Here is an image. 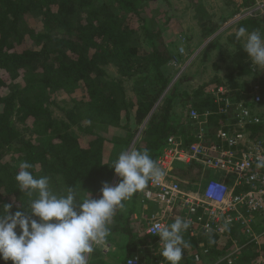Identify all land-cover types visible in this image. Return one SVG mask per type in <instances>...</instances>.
I'll return each mask as SVG.
<instances>
[{
  "label": "trees",
  "instance_id": "16d2710c",
  "mask_svg": "<svg viewBox=\"0 0 264 264\" xmlns=\"http://www.w3.org/2000/svg\"><path fill=\"white\" fill-rule=\"evenodd\" d=\"M149 1L0 0V214L6 204H12L10 213L28 209L30 198L15 180L25 161L33 165L29 171L35 177L49 178L54 194L65 195L72 187L82 200L88 192L99 198L104 182L119 183L111 167L120 152L147 150L157 162L170 138L187 149L201 122L212 140L218 130L229 131L244 120L238 130L264 145V114L259 110L263 97L260 93L261 102L254 101V87L248 94L250 82L228 89L214 77L181 94L178 86L186 78L169 86L171 79L163 69L172 57L162 29L145 12ZM249 3L244 1L237 10ZM195 12L210 46L219 26L202 21ZM257 20L240 22L237 31L245 27L264 33V21ZM236 32L221 47L232 48V64L241 76L249 75L251 66ZM125 84L131 85L132 96ZM239 86L249 87L242 91ZM178 97L187 105L185 115L174 111ZM241 99L245 102L236 103ZM250 108V120L242 119V110ZM191 110L197 114L194 120ZM171 175L189 189L199 184L202 172L195 162H176ZM146 190L125 201L109 226L105 242L117 250L108 254L94 248L88 264H100L103 259L98 258L126 264L135 256L145 264H166L159 237L142 235L146 222L134 217ZM250 223L252 231L261 233L264 216ZM237 228L247 235L241 222L223 234L201 230L193 235L188 229L183 236L191 246L184 249L180 264H202L205 259L210 264H262L264 241H249L232 255L235 243L244 244L229 237Z\"/></svg>",
  "mask_w": 264,
  "mask_h": 264
},
{
  "label": "clouds",
  "instance_id": "9594fccd",
  "mask_svg": "<svg viewBox=\"0 0 264 264\" xmlns=\"http://www.w3.org/2000/svg\"><path fill=\"white\" fill-rule=\"evenodd\" d=\"M236 39L243 40V51L251 64L264 70V33L241 27ZM32 167L27 161L21 163L15 177L19 190L30 198L28 209L10 213L12 204H6V211L0 214V260H11L12 264H88L94 246L104 245L109 226L124 202L166 176L147 150L122 151L111 167L119 183L112 186L104 182L99 198L88 192L80 200L72 187L65 195L54 194L49 178L35 177L29 171ZM257 167H264V158ZM190 223L178 216L170 225L155 223L148 230L159 237L160 255L166 264H180L184 249L191 246L183 236Z\"/></svg>",
  "mask_w": 264,
  "mask_h": 264
},
{
  "label": "built area",
  "instance_id": "2783aa9c",
  "mask_svg": "<svg viewBox=\"0 0 264 264\" xmlns=\"http://www.w3.org/2000/svg\"><path fill=\"white\" fill-rule=\"evenodd\" d=\"M261 16H264V2L241 6L221 29L226 30L237 26L242 21L257 19ZM185 46V43L179 44L176 57L180 59L185 57ZM178 58L175 61L172 58L173 62L171 60L173 66H178L176 74L170 80V87L178 82L191 62L189 59L177 64ZM222 91L224 92L218 89L217 92L222 93ZM259 95L260 87L256 86L252 94L256 103L261 102ZM253 111L252 108L243 109L242 119L250 120V114ZM189 117L194 120L197 114L191 110ZM252 120L256 123L260 122L259 118H252ZM244 123L245 121L242 120L232 131L220 129L214 135V139L208 140L205 122H201L194 142L187 149L176 139H169L162 156L157 161V164L166 172V176L160 183L150 182L142 197L143 201L156 205L155 212L149 217L142 216L146 222L145 228L141 231L142 235L158 237L147 233L148 230L155 223L167 225L170 219L178 216L190 220V226L194 222H201L206 226L223 223L216 231H213L215 234H223L231 224L238 222L243 224L241 214L252 216L247 221L249 226L253 224L250 223L252 220L264 216V167H257V162L264 158V145L238 130ZM176 162L185 165L193 162L198 164L202 172L199 184H194L195 186L191 189H184L171 175ZM211 187L219 192L218 197L213 196ZM146 208L145 205L144 209ZM248 228L246 232L250 236L248 242L264 241V229L257 234ZM202 231L211 232L205 228H202ZM248 242L242 246L235 243L236 248L232 251V255ZM129 260L131 264H145L136 256ZM129 260L126 264H129Z\"/></svg>",
  "mask_w": 264,
  "mask_h": 264
},
{
  "label": "rangeland",
  "instance_id": "374dc122",
  "mask_svg": "<svg viewBox=\"0 0 264 264\" xmlns=\"http://www.w3.org/2000/svg\"><path fill=\"white\" fill-rule=\"evenodd\" d=\"M244 1L250 2L248 5H252L255 2H259L261 4L264 2V0H151L145 4V12L150 18L152 17L151 20L154 22L155 27L162 29L165 37V44L167 45L174 61L178 58L176 55L179 44L185 43L186 45V55L184 58L182 57V59L178 58L177 64L183 63L184 60L187 61L189 59L191 62L187 69L183 72V76L180 79L182 80L183 78H186L185 82L178 86V94H181V92H191L214 77H217L221 83L227 86L228 89H230L232 84L235 83L240 85L243 82H250L251 91L248 93L249 95L252 93L253 87H260V93L263 97V105L259 110L262 114H264V70L254 67L248 58V63L251 66V74L241 76L232 64L231 58L233 49L228 46L221 47L222 45H226L225 38L229 34L237 31V26H232L226 30H222L221 28H224V26L232 18L233 14L237 11V6ZM194 9L198 11V14L201 13L198 17L202 21L209 19L212 24L216 25V27L219 26L212 39L216 36L217 37L213 40L210 46L208 44L211 43V38L206 40L202 37L201 28L198 24V18H195V15L197 14ZM257 19V21L262 24L261 21H264V16ZM207 45L208 47L205 49ZM240 45L243 47V40L240 42ZM203 48L205 50L201 52ZM172 62L170 61L163 69L164 74L170 77V79L176 74V68L178 66H173ZM109 70L111 73L113 72V69L110 68ZM125 86L128 91V96H132L133 93L130 91L131 85L125 84ZM248 87L239 86L242 91H245ZM175 102L178 103L174 106V111L176 113L182 112V115H185L187 105L184 104V99L178 97L175 99ZM244 102V99H241L236 103L242 104ZM181 104H183V106H180ZM190 188L191 187H189V189ZM145 205L147 206V209H143L142 212H144L146 217H149L154 211L152 209H156V205L150 202H145ZM136 210L139 212L137 207ZM240 218L244 220L241 225H243L245 231L247 232V228L249 226V222L247 223V221L251 219L252 216L241 214ZM202 225L203 224L201 222H194L189 227V230L193 232V235L199 234L202 228L213 232L222 226L223 223L217 225L208 224L207 226L205 224L203 226ZM251 225L248 229H252ZM242 232L241 228H237L229 237L232 240L237 238L239 243H247L250 236L248 234L244 235L245 233L243 234ZM219 241L222 240L218 239V243ZM98 247L102 248L101 246ZM200 253L203 255L205 254L203 247ZM98 259H103L100 264H115L110 260L107 261L105 258ZM198 259L199 256L197 257V260ZM202 264H210L209 259H205Z\"/></svg>",
  "mask_w": 264,
  "mask_h": 264
},
{
  "label": "crops",
  "instance_id": "0c3cea01",
  "mask_svg": "<svg viewBox=\"0 0 264 264\" xmlns=\"http://www.w3.org/2000/svg\"><path fill=\"white\" fill-rule=\"evenodd\" d=\"M144 206H145V201H143L142 199L139 201V205H137V208H138V214L135 213L134 214V217H136V215H140L141 216V219H143V217L146 218V215H144V212H142V210L144 209ZM147 209V208H146ZM152 210H154L153 212H155V208H153ZM135 211H137L135 209ZM143 216V217H142ZM140 220V219H139ZM96 247V249L98 250H102L104 251L105 253H108V254H112L114 253L116 250H117V246L115 244H109L108 242H105L103 246H101L102 248L98 247V246H94Z\"/></svg>",
  "mask_w": 264,
  "mask_h": 264
},
{
  "label": "bare ground",
  "instance_id": "6f19581e",
  "mask_svg": "<svg viewBox=\"0 0 264 264\" xmlns=\"http://www.w3.org/2000/svg\"><path fill=\"white\" fill-rule=\"evenodd\" d=\"M214 189H215L214 187H211V193L213 194V196L218 197L219 196V192L214 190Z\"/></svg>",
  "mask_w": 264,
  "mask_h": 264
}]
</instances>
